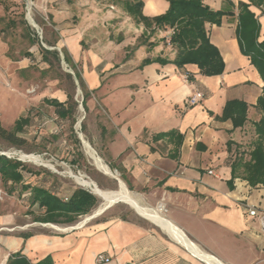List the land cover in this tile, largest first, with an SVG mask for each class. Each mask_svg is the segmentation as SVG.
I'll return each instance as SVG.
<instances>
[{
	"label": "crops",
	"instance_id": "crops-1",
	"mask_svg": "<svg viewBox=\"0 0 264 264\" xmlns=\"http://www.w3.org/2000/svg\"><path fill=\"white\" fill-rule=\"evenodd\" d=\"M45 1L53 22L70 18L78 22L74 28L60 24V35L81 62L82 82L88 90L87 121L82 129L108 173L98 167L88 150L93 164L82 147L71 143L66 146V160L76 159L81 151L96 170L102 189H112L106 184L117 181L119 188L123 183L142 204L165 206L167 214L163 215L214 260L264 264V234L248 210L255 206L264 211V185L253 187L232 175L237 153L248 151L257 138L254 123L262 114L256 105L264 93V81L241 47L239 9L241 4L249 5L260 25L262 42L264 0L203 1L212 10L225 13L220 25L207 24L211 42L226 65L223 74L214 76L201 74L197 65L178 67L174 63L178 50L171 42L173 29L137 21L125 0ZM129 1H142L143 15L149 18L170 8V0ZM7 50L1 41L0 91L4 93H10L3 83L6 74L15 67L6 57ZM196 92L205 97L199 105L190 106L189 97ZM47 99L56 98L43 100L53 109L49 122H64ZM232 100L248 105L247 123L236 129L231 119H221ZM83 101L84 96L82 105ZM21 118H28L27 126L33 120L29 114L18 115L13 128ZM52 138L60 135L48 137V150L56 145ZM84 158L76 165L79 169L87 168ZM20 220L13 212L0 213V264H8L17 252L31 264L45 260L99 264V255L109 259L101 264H209L140 215L109 211L75 225L74 230L53 228L59 232L36 231L35 223L41 222L21 224Z\"/></svg>",
	"mask_w": 264,
	"mask_h": 264
},
{
	"label": "rangeland",
	"instance_id": "rangeland-1",
	"mask_svg": "<svg viewBox=\"0 0 264 264\" xmlns=\"http://www.w3.org/2000/svg\"><path fill=\"white\" fill-rule=\"evenodd\" d=\"M20 1L0 0V42L2 41L7 45L6 57L15 66L12 70L8 71L6 79L3 82L5 88L10 93L0 91V124H3L6 129L12 130L14 119L18 115L29 114L33 120L25 128L24 133L20 134L21 137L26 139L25 145L19 148L0 138V153L8 154L12 156L10 159L24 163L26 166L24 173L28 182L45 186L55 184L60 189L61 195L65 196H69L73 189H83L98 198V203L93 207L92 211L89 214L80 216L75 223L55 224L71 227L79 224L86 217L92 216L103 203L101 198L77 181L78 178H84L86 181L90 180L91 183L104 192L118 191L120 188L117 181L111 180L112 182L110 181V184H106V186L113 188L102 189L97 183L99 178L95 175L96 170L87 163L86 158L84 159L88 165L86 164L87 168L83 169H79L71 161L66 160V158H69L66 146L73 143V140L69 136L70 123L69 121L60 122L59 124H56L55 121L49 122L54 117L53 109L49 108L43 101L44 98L64 100L68 99V95L74 96V100L77 102L74 129L81 141V147L86 157H88L87 159H90L86 148L88 141L82 129L87 121V114L82 105L85 92L81 88V84L76 76L77 72L82 76L81 62L77 60L73 49L66 45L65 40H62L60 35V24L64 28H70L71 26L74 28V25H77L78 22H73L71 18H62L65 19L62 23L53 22V18H51V14L46 7V1L33 0L35 6L31 14L36 24L43 29L41 37L33 24L27 19L25 4L24 7L20 6L22 2ZM109 1L111 0H106V2ZM70 3L73 4L72 1ZM60 15L63 14L60 13ZM75 19L77 18L75 17ZM77 20L81 19L78 18ZM83 46L87 48L86 42H83ZM43 49H48L52 53L57 51L60 60L56 59L53 54H48L46 57L49 59V62H47L43 58ZM66 53L70 56L72 63H68L65 60ZM85 91L88 90L85 89ZM15 109L18 110L17 113ZM52 131L55 134H52ZM54 135H60V138H52L56 145L54 146L55 148L51 147L52 149L48 150L47 143L50 140L48 137ZM63 140H66V142L64 143ZM84 140L86 143L83 142ZM89 161L92 164L94 163L92 159ZM28 171L38 174L32 177ZM114 175L118 177L116 173ZM11 187V183H4L0 176V213L13 212L15 215L18 214L21 217L19 221L21 224H34L31 223L34 217L41 215L42 212L37 208H30L28 202L29 194L25 193L22 195L20 188H17L11 194L9 192ZM116 202L118 203L114 202L115 205L105 213L114 211L121 215L127 213L137 217L140 215L128 204L120 201ZM158 207L159 205L154 208ZM29 211H34L35 213L28 214ZM163 214L166 215L167 211L164 210ZM46 225L48 224L35 223L34 229L36 231L59 232Z\"/></svg>",
	"mask_w": 264,
	"mask_h": 264
},
{
	"label": "trees",
	"instance_id": "trees-1",
	"mask_svg": "<svg viewBox=\"0 0 264 264\" xmlns=\"http://www.w3.org/2000/svg\"><path fill=\"white\" fill-rule=\"evenodd\" d=\"M125 1H127L129 12L137 21L143 22L147 26L156 25L160 28L171 27L173 29L171 42L178 50L177 57L174 60L178 67H184L188 64L197 65L201 74L205 76L224 73L226 67L224 58L220 50L211 42L209 30L207 29V24L220 25L222 17L225 15L224 12L212 10L204 4V0H170V8L165 14L149 18L143 15L142 1ZM21 5L24 7L23 2H21ZM239 10L238 35L243 53L251 58L252 64L257 68L264 81V41L259 42L260 25L255 15L249 10V5L241 4ZM42 51L43 58L47 62H49L46 57L48 54H53L56 59L60 60L57 51L53 53L48 49ZM65 60L72 63L68 53L65 54ZM76 76L85 92L83 105L86 108L85 100L88 93L85 91L81 74L77 72ZM47 103L56 107L59 118L63 121H69V136L73 140L72 144L75 147H81V141L74 129L77 112V102L74 100V96L68 95V101L65 103H61L56 99H47ZM256 108L262 114L261 120L254 123L257 138L248 151L237 153L232 164L233 177H241L253 187L264 185V93L258 99ZM247 111V103L232 100L227 103L221 119H231L234 128H240L247 123ZM28 123V118H21L12 130H8L0 124V138L8 141L13 146L22 148L26 143V139L21 137L20 134L24 132ZM168 136H173V133ZM231 146L232 143H229V150ZM77 155L76 159L71 161L73 165H78V162L84 158L81 151H77ZM246 156L248 157L246 158ZM24 168L26 166L21 161L10 159L6 155H0V176L4 183H11L12 187L9 192L12 194L17 188H20L22 195L29 192L28 202L30 208H37L42 212L41 215L34 217V222L60 225L72 224L80 216L89 214L98 203L97 197L83 189H75L69 196H65L61 195L60 189L55 184L45 186L28 182ZM30 174L33 177L38 173L31 171ZM34 213V211H29L28 214ZM8 264L31 263L20 252H17L10 256ZM37 264L52 263L50 260H45Z\"/></svg>",
	"mask_w": 264,
	"mask_h": 264
},
{
	"label": "bare ground",
	"instance_id": "bare-ground-1",
	"mask_svg": "<svg viewBox=\"0 0 264 264\" xmlns=\"http://www.w3.org/2000/svg\"><path fill=\"white\" fill-rule=\"evenodd\" d=\"M86 148L89 152V154L95 159L96 164L98 167L103 171L108 173V169L106 165L101 162L97 157H95L93 150L91 149L90 145L86 143ZM22 158V157H21ZM111 173V172H110ZM109 173V174H110ZM83 186L90 189L92 192H94L99 198L102 199L103 203L101 206L93 213L92 216L86 217V219H83L82 222L79 223V225L87 223L94 217L102 215L101 213L103 210L109 206L110 204L118 203L116 201H120L123 203L128 204L132 209H134L137 213H139L142 217L145 219L157 224L161 228H163L166 232H168L173 239L184 245L186 248H188L194 255L197 257H200L204 261H206L209 264H222L213 258H211L205 251L201 249L197 244L189 241L183 232L176 227L170 220L166 218V216L163 215V211L165 206L160 205L158 208H151L148 207L140 201V197L134 196L127 188L126 186L121 183V187L118 191H109L104 192L100 190L96 185L89 181L84 180V178H78V180ZM52 228L55 229H61L59 226L51 224L49 225Z\"/></svg>",
	"mask_w": 264,
	"mask_h": 264
},
{
	"label": "built area",
	"instance_id": "built-area-1",
	"mask_svg": "<svg viewBox=\"0 0 264 264\" xmlns=\"http://www.w3.org/2000/svg\"><path fill=\"white\" fill-rule=\"evenodd\" d=\"M21 1L25 4V8L27 10V19L33 24V26L37 30V33L42 37L43 29L36 24L35 20L32 17V14H31V12L33 11V8L35 6L34 1L33 0H21ZM204 97H205L204 93L196 92L195 94H193L192 96L189 97L188 104L190 106L199 105L200 102L204 99ZM5 155L8 156L9 158H12V156H9L8 154H5ZM13 158H14V156H13ZM66 200H68V198H66ZM164 210L166 211L165 208H164ZM248 210H249V215L252 218L258 219L260 226H261V231L264 234V211H260L255 206H248ZM108 261H109V259L105 255H99L97 258V262L99 264L105 263Z\"/></svg>",
	"mask_w": 264,
	"mask_h": 264
},
{
	"label": "water",
	"instance_id": "water-1",
	"mask_svg": "<svg viewBox=\"0 0 264 264\" xmlns=\"http://www.w3.org/2000/svg\"><path fill=\"white\" fill-rule=\"evenodd\" d=\"M0 155H5L4 153H0ZM94 193V192H93ZM95 194V193H94ZM96 195V194H95ZM115 205V203H113V204H110L109 206H107L104 210H103V212L101 213V214H103V213H105L108 209H110L111 207H113ZM76 228H78V226H71V229L70 230H74V229H76Z\"/></svg>",
	"mask_w": 264,
	"mask_h": 264
}]
</instances>
